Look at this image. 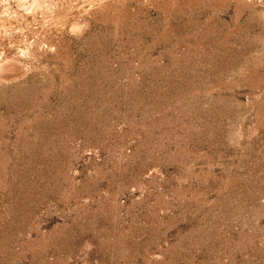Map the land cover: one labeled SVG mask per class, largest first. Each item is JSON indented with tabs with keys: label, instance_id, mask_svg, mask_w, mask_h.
<instances>
[{
	"label": "rangeland",
	"instance_id": "1",
	"mask_svg": "<svg viewBox=\"0 0 264 264\" xmlns=\"http://www.w3.org/2000/svg\"><path fill=\"white\" fill-rule=\"evenodd\" d=\"M0 264H264V0H0Z\"/></svg>",
	"mask_w": 264,
	"mask_h": 264
}]
</instances>
